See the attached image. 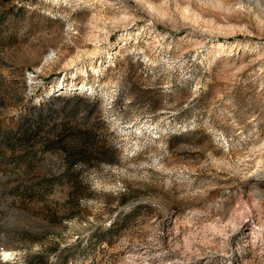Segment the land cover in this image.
<instances>
[{
  "label": "rangeland",
  "instance_id": "374dc122",
  "mask_svg": "<svg viewBox=\"0 0 264 264\" xmlns=\"http://www.w3.org/2000/svg\"><path fill=\"white\" fill-rule=\"evenodd\" d=\"M0 264H264V0H0Z\"/></svg>",
  "mask_w": 264,
  "mask_h": 264
},
{
  "label": "trees",
  "instance_id": "16d2710c",
  "mask_svg": "<svg viewBox=\"0 0 264 264\" xmlns=\"http://www.w3.org/2000/svg\"><path fill=\"white\" fill-rule=\"evenodd\" d=\"M65 134L63 133V134H60V136L59 137H63ZM54 140H48L47 141V145H46V147L48 148V149H53V148H55V146L54 145H52V142H53Z\"/></svg>",
  "mask_w": 264,
  "mask_h": 264
}]
</instances>
